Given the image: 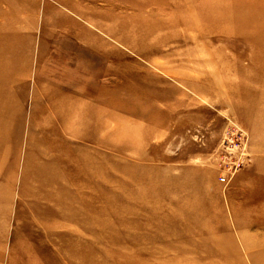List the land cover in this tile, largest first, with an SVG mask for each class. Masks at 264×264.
<instances>
[{
    "label": "rangeland",
    "instance_id": "1",
    "mask_svg": "<svg viewBox=\"0 0 264 264\" xmlns=\"http://www.w3.org/2000/svg\"><path fill=\"white\" fill-rule=\"evenodd\" d=\"M0 85V264H264V0H0Z\"/></svg>",
    "mask_w": 264,
    "mask_h": 264
},
{
    "label": "bare ground",
    "instance_id": "2",
    "mask_svg": "<svg viewBox=\"0 0 264 264\" xmlns=\"http://www.w3.org/2000/svg\"><path fill=\"white\" fill-rule=\"evenodd\" d=\"M66 11H68V9H65ZM73 15L77 16L78 19L82 20L83 22H85V24H88V25H92L91 22L87 19L84 18L83 15L79 14L77 11H72ZM60 18H56V19H53V20H50V23H49V18L47 19V17H44V25L45 26H48L50 29L49 30H54L58 25H63V21H68V17H66L64 14H61L59 12L56 13ZM245 15V14H244ZM231 16V15H230ZM239 18V17H238ZM87 20L88 22L84 21ZM91 19V18H90ZM70 22L73 23V25H78L76 24L75 22L71 21ZM96 24L97 26L100 27L99 24L97 23H94ZM99 29V28H98ZM54 33V32H53ZM54 35V34H53ZM51 37H54L51 35ZM51 37L47 38V39H51ZM31 39L29 37V40H28V43H30ZM41 42L43 41H46V37H45V34L43 36V39L40 40ZM29 52V51H27ZM41 53H38V56H37V59H39V63L40 65L43 64L42 62V58L44 55H42L44 53V51H40ZM51 58L53 60V62L56 64V67L53 68L54 70V73H52L53 75L55 76H58V75H64L65 73H68V70H66V66L65 64L67 63L66 61V56H65V52L62 51V47H56V49H54L51 53ZM29 53L24 57L22 58V62H23V65L21 67V71L24 73L27 71V69L29 68ZM58 66V67H57ZM40 68V67H39ZM52 70V71H53ZM64 73V74H63ZM9 75V73H8ZM7 76V75H6ZM10 77H8L7 79H9ZM54 81V80H53ZM53 81H49V82H46L45 85L48 86V88L43 87V93H39L41 95H45V98H47L48 100L52 99V96L55 94L54 92V89L52 88L53 85H54V82ZM8 86H10V81H7V84ZM2 86V85H0ZM42 88V87H41ZM49 112V110H47ZM50 112H51V109H50ZM78 135H82V132H80V134ZM59 212V211H58ZM186 217V216H185ZM188 225V224H187ZM244 243L245 245L249 248V249H253V250H257V251H260V249L264 248V242L263 243H259V242H256L255 240L254 241H250V240H247L245 237H244ZM174 258V257H173ZM171 259V258H170ZM169 259V260H170ZM174 261V260H173ZM177 264V263H176ZM256 264H262V261L259 263L257 262Z\"/></svg>",
    "mask_w": 264,
    "mask_h": 264
},
{
    "label": "built area",
    "instance_id": "3",
    "mask_svg": "<svg viewBox=\"0 0 264 264\" xmlns=\"http://www.w3.org/2000/svg\"><path fill=\"white\" fill-rule=\"evenodd\" d=\"M235 164H239V160L238 161H233ZM232 176L228 173H222L218 176V181L221 183V184H227L228 181L230 180Z\"/></svg>",
    "mask_w": 264,
    "mask_h": 264
}]
</instances>
